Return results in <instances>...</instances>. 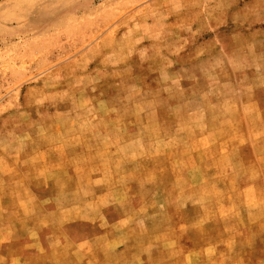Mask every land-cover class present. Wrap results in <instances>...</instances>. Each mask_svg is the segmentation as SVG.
<instances>
[{
  "label": "rangeland",
  "instance_id": "374dc122",
  "mask_svg": "<svg viewBox=\"0 0 264 264\" xmlns=\"http://www.w3.org/2000/svg\"><path fill=\"white\" fill-rule=\"evenodd\" d=\"M0 264H264V0H0Z\"/></svg>",
  "mask_w": 264,
  "mask_h": 264
}]
</instances>
